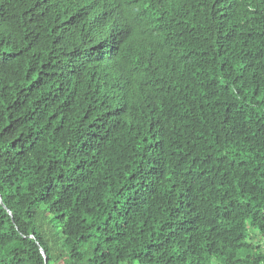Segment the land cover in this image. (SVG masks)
<instances>
[{
	"label": "trees",
	"instance_id": "16d2710c",
	"mask_svg": "<svg viewBox=\"0 0 264 264\" xmlns=\"http://www.w3.org/2000/svg\"><path fill=\"white\" fill-rule=\"evenodd\" d=\"M0 264H264V0H0Z\"/></svg>",
	"mask_w": 264,
	"mask_h": 264
}]
</instances>
